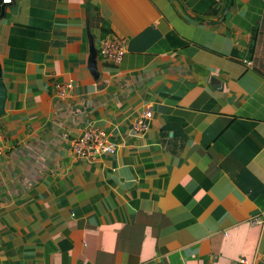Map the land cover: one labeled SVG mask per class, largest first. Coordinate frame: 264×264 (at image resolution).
I'll return each instance as SVG.
<instances>
[{"label": "crops", "instance_id": "1", "mask_svg": "<svg viewBox=\"0 0 264 264\" xmlns=\"http://www.w3.org/2000/svg\"><path fill=\"white\" fill-rule=\"evenodd\" d=\"M3 3L0 264H264V0Z\"/></svg>", "mask_w": 264, "mask_h": 264}, {"label": "built area", "instance_id": "2", "mask_svg": "<svg viewBox=\"0 0 264 264\" xmlns=\"http://www.w3.org/2000/svg\"><path fill=\"white\" fill-rule=\"evenodd\" d=\"M5 3L11 2V0H4ZM101 52L107 56L112 57L116 63H120L123 58V47L116 42L105 43L103 45V49ZM61 95H64L65 92L62 90ZM152 113L146 112L143 117L138 120L137 128L140 131L146 130L148 128L147 119L151 118ZM2 140V135L0 134V143ZM73 148L76 153L81 156H88L93 154L94 152H113L115 150L114 144L106 137L105 133L99 129H91L86 131L81 137L73 141ZM1 151V145H0ZM263 220H259L258 218L251 219V223L259 224L262 223Z\"/></svg>", "mask_w": 264, "mask_h": 264}, {"label": "water", "instance_id": "3", "mask_svg": "<svg viewBox=\"0 0 264 264\" xmlns=\"http://www.w3.org/2000/svg\"><path fill=\"white\" fill-rule=\"evenodd\" d=\"M5 6L6 4L3 3V0H0V18L5 13ZM97 56H98V51L91 36L89 66L95 76L98 75ZM2 76H3V70H2V64L0 62V116L5 113L6 99H7V88L3 81Z\"/></svg>", "mask_w": 264, "mask_h": 264}, {"label": "rangeland", "instance_id": "4", "mask_svg": "<svg viewBox=\"0 0 264 264\" xmlns=\"http://www.w3.org/2000/svg\"><path fill=\"white\" fill-rule=\"evenodd\" d=\"M110 38V37H109Z\"/></svg>", "mask_w": 264, "mask_h": 264}]
</instances>
